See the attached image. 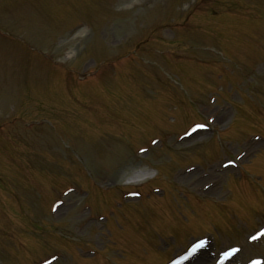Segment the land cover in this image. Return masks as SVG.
I'll list each match as a JSON object with an SVG mask.
<instances>
[{"label":"rangeland","instance_id":"obj_1","mask_svg":"<svg viewBox=\"0 0 264 264\" xmlns=\"http://www.w3.org/2000/svg\"><path fill=\"white\" fill-rule=\"evenodd\" d=\"M0 36V125L13 120L0 131V264L51 249L57 264H162L204 235L187 264H264V0H0ZM198 114L231 128L178 142ZM42 119L55 130L25 125ZM139 170L153 178L129 185ZM72 181L88 193H57ZM149 186L161 192L142 203L120 194ZM97 187L124 201L109 220ZM76 242L99 255L66 253Z\"/></svg>","mask_w":264,"mask_h":264},{"label":"bare ground","instance_id":"obj_2","mask_svg":"<svg viewBox=\"0 0 264 264\" xmlns=\"http://www.w3.org/2000/svg\"><path fill=\"white\" fill-rule=\"evenodd\" d=\"M195 134H196V133H195ZM192 136H194V135H192ZM190 137H191V136H190ZM142 172H143L142 174H138L137 178H136V177H135V178H136V179H139V178H140V179H144V178L149 177L150 174H151L150 172H147V173H146V171H142Z\"/></svg>","mask_w":264,"mask_h":264}]
</instances>
